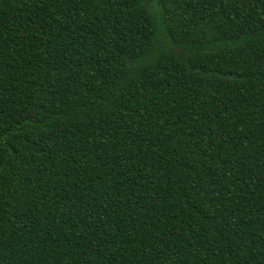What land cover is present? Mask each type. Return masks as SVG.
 <instances>
[{
    "label": "trees",
    "instance_id": "1",
    "mask_svg": "<svg viewBox=\"0 0 264 264\" xmlns=\"http://www.w3.org/2000/svg\"><path fill=\"white\" fill-rule=\"evenodd\" d=\"M0 264H264V0H0Z\"/></svg>",
    "mask_w": 264,
    "mask_h": 264
}]
</instances>
